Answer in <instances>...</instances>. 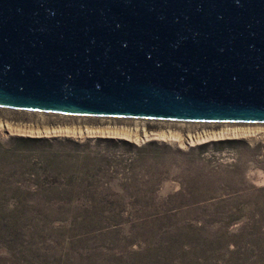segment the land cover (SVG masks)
I'll return each instance as SVG.
<instances>
[{
	"label": "rangeland",
	"instance_id": "1",
	"mask_svg": "<svg viewBox=\"0 0 264 264\" xmlns=\"http://www.w3.org/2000/svg\"><path fill=\"white\" fill-rule=\"evenodd\" d=\"M0 126V264H264V132L188 143L264 124L0 108Z\"/></svg>",
	"mask_w": 264,
	"mask_h": 264
},
{
	"label": "water",
	"instance_id": "2",
	"mask_svg": "<svg viewBox=\"0 0 264 264\" xmlns=\"http://www.w3.org/2000/svg\"><path fill=\"white\" fill-rule=\"evenodd\" d=\"M0 108L264 124V0H0Z\"/></svg>",
	"mask_w": 264,
	"mask_h": 264
},
{
	"label": "bare ground",
	"instance_id": "3",
	"mask_svg": "<svg viewBox=\"0 0 264 264\" xmlns=\"http://www.w3.org/2000/svg\"><path fill=\"white\" fill-rule=\"evenodd\" d=\"M0 128H2V126H0ZM2 129H4L5 131L9 132L10 134H12V133L31 134L32 133V131L31 132H27V130H30V129H25V130L19 129V130H17V129L12 128L11 126H6V125H4ZM102 130H103V132H100V133H102V135L103 134H108L109 136L110 135H113V136L115 135V136H120V137H127L128 139L129 138L134 139V137H135L136 140L141 138V137L138 136L140 134H138V135L133 134V136H132V132L130 130H128V129L127 130L126 129H106L105 131H104V129H102ZM75 131H76V129H75ZM261 132L263 133L264 131H262V129H260V128L241 127V126L240 127H236V128L235 127L234 128H230V126H225L224 129L220 133H208L207 132V133H204L203 136H199L197 138L196 137L195 138L191 137V140H188V139L187 140L189 141L188 143L190 145H194V144H196L198 142H202V141L208 140V139H213V140L214 139H220V140H223V139H225L228 136H232V137H235V138L236 137L237 138L238 137H249L250 139H252V138L256 139L257 135H259ZM37 133L40 134V132H38V131H37ZM43 133L46 134V135H48V134H63V133L71 134L69 128H65V129L60 128V129H57V130L55 129V130H53L51 132H49V129H47ZM98 133L99 132H97V134ZM32 134H34V133H32ZM158 136L160 138H162V139H170L172 142H179V141L181 142L183 140V138H182V136L180 134L173 133V132H168V133L167 132H163V133L159 134ZM149 137L150 136L144 131V134H143V137H142L143 142L148 140Z\"/></svg>",
	"mask_w": 264,
	"mask_h": 264
},
{
	"label": "trees",
	"instance_id": "4",
	"mask_svg": "<svg viewBox=\"0 0 264 264\" xmlns=\"http://www.w3.org/2000/svg\"><path fill=\"white\" fill-rule=\"evenodd\" d=\"M135 199V198H134ZM134 202V201H133ZM120 211V210H119ZM109 216L111 221H122L126 220L125 218L119 216V212H114V210L105 211Z\"/></svg>",
	"mask_w": 264,
	"mask_h": 264
}]
</instances>
